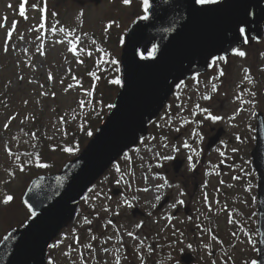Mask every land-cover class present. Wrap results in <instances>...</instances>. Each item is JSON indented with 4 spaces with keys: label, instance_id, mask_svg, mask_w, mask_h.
Listing matches in <instances>:
<instances>
[{
    "label": "flooded vegetation",
    "instance_id": "af4514ba",
    "mask_svg": "<svg viewBox=\"0 0 264 264\" xmlns=\"http://www.w3.org/2000/svg\"><path fill=\"white\" fill-rule=\"evenodd\" d=\"M220 1L197 2V5L218 4ZM130 3V14L124 19L128 24L121 33L122 49L115 63V80L120 82L126 33L134 22L144 20L142 17L148 14L144 12L143 0H131ZM151 5L149 0V8ZM248 15L247 20L237 27V40L229 52L214 55L204 73H195L177 84L164 108L147 124L146 138L122 156L121 160L131 156L150 138L145 145L161 149L158 159L151 162L157 166L155 170L160 176L158 192L168 179L175 181L186 195L183 204L173 206L175 196L169 188L148 209V202L141 195H133L143 191V187L136 180L139 167L132 162L128 165L131 174L126 175L125 172V177L133 178L134 185L130 182V189L120 188L121 195L113 196L125 199L123 206L118 207L121 211L104 219L103 215H98V221L91 223L86 233L77 231L73 224L76 219L67 223L51 242L46 264H187L183 261L184 255L191 258L189 264H241L237 255L243 254L237 251L239 247L244 249L245 244L254 256L251 257L252 264H257L261 235L260 182L253 154L260 132L264 130V0L254 1ZM156 46L153 42L145 50L139 48V59L151 60ZM237 52L245 55L239 56ZM194 79L204 81L203 95L206 96L208 112L205 122L201 117L197 119L204 125L201 132L204 137L200 142L203 154L199 161L201 164L206 161L219 163L218 169L214 166L212 172L206 174L199 165L191 167L183 155H166L171 145L176 147L174 143L186 135L181 130L175 132L174 128L190 116L189 111L195 106L192 94L198 83L190 84ZM113 86L116 89L112 104L122 85ZM213 116L219 119L213 120ZM210 139L214 142L212 147H208ZM208 152L212 153L213 160L212 157L211 160L205 158ZM177 158L184 161L178 171L175 165ZM191 163L197 165L195 161ZM248 224H251L250 229ZM251 234L253 244L249 239ZM203 243L208 247L209 243L214 245L211 259L206 262H201L203 257L197 246Z\"/></svg>",
    "mask_w": 264,
    "mask_h": 264
},
{
    "label": "rangeland",
    "instance_id": "374dc122",
    "mask_svg": "<svg viewBox=\"0 0 264 264\" xmlns=\"http://www.w3.org/2000/svg\"><path fill=\"white\" fill-rule=\"evenodd\" d=\"M94 2L0 0V241L29 218L22 203L29 181L38 174L58 170L74 158L79 142L72 137L73 131L83 136L91 130L88 119H97L113 97L116 89L113 81L117 77L113 61L120 57L121 33L128 24L124 19L130 14L131 3L101 0L97 5ZM74 45L75 53L71 51ZM193 83H198L192 94L195 106L189 109L190 116L174 128L175 132L181 130L186 135L174 143L176 147L172 144L166 155H183L191 167L199 165L206 174L214 166L218 169L219 163L199 161L203 154L200 142L204 125L197 119L201 117L205 122L208 112L203 79H194L190 84ZM179 93L181 97V90ZM146 142L114 165L87 192L73 222L77 231L86 233L91 223L98 221V215L104 219L121 211L118 207L123 206L125 199L113 198L111 188L124 190L130 189V182L134 185L133 178L125 177V172L131 174L128 165L132 162L139 167L136 180L143 187V191L133 195H141L148 202V209L169 188L175 196L173 206L185 199L181 186L170 179L158 192L160 176L151 162L158 159L161 149L146 146ZM208 153L205 158L213 160L212 153ZM8 196L13 199L5 203ZM253 238L251 234V244ZM209 245H197L203 257L201 262L211 259L214 245ZM237 253L243 254L237 255L239 263L252 264L253 254L247 244L244 249L239 247Z\"/></svg>",
    "mask_w": 264,
    "mask_h": 264
},
{
    "label": "water",
    "instance_id": "95a60500",
    "mask_svg": "<svg viewBox=\"0 0 264 264\" xmlns=\"http://www.w3.org/2000/svg\"><path fill=\"white\" fill-rule=\"evenodd\" d=\"M254 1L221 0L199 6L197 0H151L148 19L134 22L126 33L122 87L106 123L60 172L31 181L23 202L35 217L22 229L10 231L0 243V264H46L50 242L73 220L80 199L120 156L146 137L147 124L163 109L180 81L204 73L209 59L229 52L237 40V27L247 20ZM153 42L157 45L153 58L140 60L139 48L145 50ZM258 140L253 154L260 181L257 264H264V130ZM213 145L210 139L208 147ZM183 162L175 160L176 171ZM120 192L113 190L115 196ZM182 257L185 263L191 262L189 255Z\"/></svg>",
    "mask_w": 264,
    "mask_h": 264
},
{
    "label": "trees",
    "instance_id": "16d2710c",
    "mask_svg": "<svg viewBox=\"0 0 264 264\" xmlns=\"http://www.w3.org/2000/svg\"><path fill=\"white\" fill-rule=\"evenodd\" d=\"M111 103H112V98H111V100H109L108 104L111 105ZM111 108L112 107L107 106V108L105 110H103V113L97 119H90L89 118L88 123L91 126V130H88L83 136L81 135L80 132L75 131V130L73 131L72 137L74 139H76V141L79 142L78 153H81L84 150V146L86 145L87 142H89L91 140V137L94 135V133L96 132L98 127L104 122L106 115ZM89 132H91V135H88ZM76 155H78V154H76Z\"/></svg>",
    "mask_w": 264,
    "mask_h": 264
},
{
    "label": "snow or ice",
    "instance_id": "6c2138e0",
    "mask_svg": "<svg viewBox=\"0 0 264 264\" xmlns=\"http://www.w3.org/2000/svg\"><path fill=\"white\" fill-rule=\"evenodd\" d=\"M25 2H26V0H25ZM197 2L200 3V4H207V3H215L216 0H197ZM124 3H125V4H128V3H130V0H124ZM143 6H144V12L147 13L148 10H149V0H143ZM20 14H21L22 16L25 14V12H24V8H23V7H21V9H20ZM142 19H148L147 15H145L144 17H142ZM241 31H242V30H241ZM5 51H7V49H5ZM71 51H73L74 53L76 52V47H75V45L72 47ZM153 51H155V49H154ZM237 55H239V56H244L245 53H244V52H237ZM113 63H116V62L113 61ZM113 83H115V84H120L121 82H120L119 80H114ZM213 87H214V86H213ZM109 107H112V106L109 105ZM211 118H212L213 120L219 119V117H215V116H213V117H211ZM88 135H91V132H89ZM185 147H188V145L185 144ZM66 150L69 151V152L72 151V149H66ZM166 158H167V159H170V157H166ZM189 159H191V158H189ZM41 166H42V167H47V165H45V164H42ZM158 198H159V197H158ZM12 199H13V197L8 196L7 199L5 200V203L11 201ZM179 203L183 204V201L181 200V201H179ZM253 264H255V262H253Z\"/></svg>",
    "mask_w": 264,
    "mask_h": 264
}]
</instances>
